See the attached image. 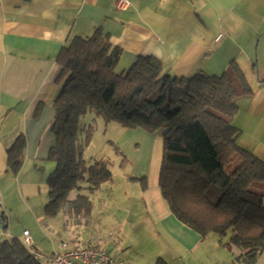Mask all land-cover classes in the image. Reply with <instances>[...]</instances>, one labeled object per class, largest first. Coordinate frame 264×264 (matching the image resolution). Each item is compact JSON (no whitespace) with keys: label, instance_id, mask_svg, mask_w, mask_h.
Segmentation results:
<instances>
[{"label":"trees","instance_id":"trees-1","mask_svg":"<svg viewBox=\"0 0 264 264\" xmlns=\"http://www.w3.org/2000/svg\"><path fill=\"white\" fill-rule=\"evenodd\" d=\"M121 54L102 26L92 35L74 36L58 54L61 91L53 104L55 142L48 155L57 164L48 179L46 211L56 215L66 202L69 212L87 217L93 200L82 194L71 200L70 193L84 180L89 189L112 180L107 159L87 166L78 148L81 117L93 111L106 121L160 133L158 187L172 214L202 238L230 236L225 246L241 252L233 264H256L264 249V193L250 187L264 182V160L239 144L241 131L231 123L238 112L236 99L253 93L247 75L232 61L219 75L177 76L165 73L152 54L138 56L117 73ZM43 108L40 103L36 119ZM91 136L87 130L86 143ZM26 146L20 134L8 151L7 169L14 174L23 166ZM236 154L241 162L228 174L225 164ZM0 264L44 263L15 237L0 241ZM157 264L167 262L161 258Z\"/></svg>","mask_w":264,"mask_h":264},{"label":"crops","instance_id":"crops-1","mask_svg":"<svg viewBox=\"0 0 264 264\" xmlns=\"http://www.w3.org/2000/svg\"><path fill=\"white\" fill-rule=\"evenodd\" d=\"M130 1L128 9L117 10L116 0H0V211L4 204L12 205V213L7 209L0 212V241L2 237L22 240L24 229H29L35 248L46 250L44 243H39L40 229L24 227L22 218L36 216L37 210L31 204L33 176L39 165L47 163V169L51 165L48 155L55 142L51 128L53 104L61 91L56 83L61 71L57 57L74 36L92 35L99 26L122 50L118 65L123 60L132 64L138 56L152 54L163 62L165 73L177 76H191L198 71L218 75L232 61L243 71L251 68L255 89L242 97L254 116L249 136L252 147L264 146V0ZM40 103L44 108L36 119ZM20 134L26 136L27 146L23 166L14 174L7 169L8 151ZM242 138L239 136V144L255 152ZM158 175L159 170L153 182L148 176L143 191L146 209L154 225H162L189 250V256L176 258L177 262L233 264L241 252L225 246L230 236L202 238L181 223L161 196ZM72 192L71 200L77 196L71 198ZM32 219L40 222L39 217ZM88 219L91 215L79 217L78 222L86 223ZM11 221L17 222L19 228L7 233L4 229ZM76 231L79 233L70 237L74 247L91 245L110 252L105 238L97 234L82 236ZM198 249L202 250L197 252ZM157 257L161 256L149 259ZM166 260L167 264H175V256L173 262ZM256 264H264V249Z\"/></svg>","mask_w":264,"mask_h":264},{"label":"rangeland","instance_id":"rangeland-1","mask_svg":"<svg viewBox=\"0 0 264 264\" xmlns=\"http://www.w3.org/2000/svg\"><path fill=\"white\" fill-rule=\"evenodd\" d=\"M257 47L258 38H256L254 46L255 63H257ZM131 65L128 61L123 60L120 65L116 66V72L121 73ZM244 71L254 90L251 68H244ZM244 98L239 96L236 99L239 106L238 112L233 116L231 123L240 129V136H243L241 141L250 149L253 148L256 152L253 153L264 160V146L254 148L251 144L253 140L249 136L253 133V115L251 111H248L249 105ZM80 125L78 148L87 166L98 159L105 158L110 162L112 174L110 182L103 181L95 189H89L90 184L84 180L80 182V187L72 192L71 198L75 194H82L90 196L93 200L91 219H88L86 223L83 220V223H79V217L69 212L66 202L56 215L48 214L45 209V205L50 199L48 179L49 175L55 171L57 164L54 160L49 159L51 165L48 163L50 165L48 169L47 163H43L38 166L36 174L33 176L34 197L31 198V204L36 208L37 214L36 216L31 215V217L24 216L22 218V222L26 225L24 227L40 229L42 239L39 243H44L46 250L43 252L47 253L53 252L54 249L61 250L63 242L74 247L75 245L70 242V237L79 233L76 231L78 229L82 236L97 234L105 238L110 253L119 259L131 261V264H136V261L137 264H157L161 258L173 262V256H175V264H179L176 258L182 260V256H189V250L168 233L162 225L153 224L147 213L143 194L147 187L148 176L149 181L153 182L162 162L163 138L160 133L149 132L142 126L130 127L118 121H106L103 116L96 115L93 111H88L81 117ZM87 130L92 131L88 143L85 142ZM240 162V155L233 156L225 164L226 173L233 172ZM250 188L253 191L264 193V182L254 183ZM13 203L16 204L15 201ZM18 206L16 204L17 209ZM4 207L0 212L7 209L12 213V205L4 204ZM19 211L21 213V210ZM37 217L40 218V222L36 220L39 224L32 221V218ZM18 228L19 224L11 221L4 231L8 233L15 230L17 232ZM207 236L210 238L217 234L210 233ZM137 242H140L138 246ZM200 250L202 249H198L197 252ZM158 255L161 257L155 258L154 261L149 259ZM189 262H191V257L187 259V263Z\"/></svg>","mask_w":264,"mask_h":264},{"label":"built area","instance_id":"built-area-1","mask_svg":"<svg viewBox=\"0 0 264 264\" xmlns=\"http://www.w3.org/2000/svg\"><path fill=\"white\" fill-rule=\"evenodd\" d=\"M130 6V0H116L115 3L117 10H126ZM22 241L34 258L44 264H131L115 257L106 249L91 245L70 247L67 242H63L61 251H53L51 253L40 251L35 248L34 238L28 229H24Z\"/></svg>","mask_w":264,"mask_h":264}]
</instances>
